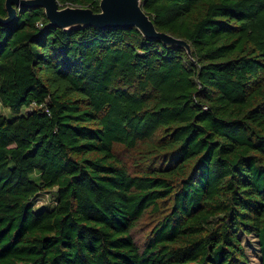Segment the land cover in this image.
<instances>
[{
	"label": "trees",
	"instance_id": "trees-1",
	"mask_svg": "<svg viewBox=\"0 0 264 264\" xmlns=\"http://www.w3.org/2000/svg\"><path fill=\"white\" fill-rule=\"evenodd\" d=\"M13 8L3 22L0 0V264H249L239 234L264 264V0H140L189 53Z\"/></svg>",
	"mask_w": 264,
	"mask_h": 264
},
{
	"label": "water",
	"instance_id": "water-1",
	"mask_svg": "<svg viewBox=\"0 0 264 264\" xmlns=\"http://www.w3.org/2000/svg\"><path fill=\"white\" fill-rule=\"evenodd\" d=\"M14 1L19 2L21 5L41 6L47 9L45 11L46 16L53 26L64 28L65 25L73 22H76V25H71L68 28L86 25H93L96 27L135 26L146 37H157L163 39L165 42H174L184 47L189 53V48L184 41L155 31L148 16H146L140 8V0H101V11L98 13H94L88 8L80 7H67L68 9L62 8L64 9L63 11H57L59 10V4L56 0H39L32 3H25L24 1L26 0H6L9 16L2 20L3 22H9L13 19L15 12L13 5H17ZM133 15L138 16L140 19L135 20Z\"/></svg>",
	"mask_w": 264,
	"mask_h": 264
},
{
	"label": "rangeland",
	"instance_id": "rangeland-1",
	"mask_svg": "<svg viewBox=\"0 0 264 264\" xmlns=\"http://www.w3.org/2000/svg\"><path fill=\"white\" fill-rule=\"evenodd\" d=\"M39 0H26L24 1L25 3H32V2H37ZM13 2V1H12ZM17 3V5H21L19 2H15ZM68 7V6H67ZM67 7H65V9H68ZM47 9H45L46 11ZM64 9H59L57 11H63ZM71 25H76V22L70 23L65 25L64 28H68ZM168 43H174V42H170V41H166ZM188 51V50H187ZM22 113L26 112L25 108L22 109L21 111ZM0 114L10 118L12 116V113H10L9 109L6 107H3L0 105ZM131 154L128 155V157H130ZM55 197H56V193L54 190L51 191H41L34 200L33 203V209L35 211L41 209L42 207H49L52 206L55 203ZM137 234L139 235L141 232L140 231H136ZM145 234H141L140 238H142ZM241 242L244 246V250L245 253L249 259V264H257L258 263V251H257V244H256V240L254 237L252 236H246L243 234H239Z\"/></svg>",
	"mask_w": 264,
	"mask_h": 264
},
{
	"label": "bare ground",
	"instance_id": "bare-ground-1",
	"mask_svg": "<svg viewBox=\"0 0 264 264\" xmlns=\"http://www.w3.org/2000/svg\"><path fill=\"white\" fill-rule=\"evenodd\" d=\"M133 17H134L135 20L140 19L138 16H134V15H133Z\"/></svg>",
	"mask_w": 264,
	"mask_h": 264
}]
</instances>
